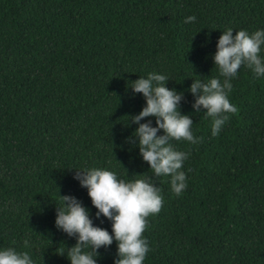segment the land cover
<instances>
[{
	"label": "trees",
	"instance_id": "1",
	"mask_svg": "<svg viewBox=\"0 0 264 264\" xmlns=\"http://www.w3.org/2000/svg\"><path fill=\"white\" fill-rule=\"evenodd\" d=\"M229 28L264 30V0H0V250L70 264L76 238L55 226L60 196L76 197L112 234L74 179L97 168L125 182L144 174L160 189L143 264H264V77L238 70L228 97L238 112L215 137L189 91L197 79L223 80L213 57ZM152 72L183 94L179 110L203 137L171 142L190 152L179 196L143 161L129 119L146 106L129 86ZM98 252L96 264L119 258L115 240Z\"/></svg>",
	"mask_w": 264,
	"mask_h": 264
},
{
	"label": "clouds",
	"instance_id": "2",
	"mask_svg": "<svg viewBox=\"0 0 264 264\" xmlns=\"http://www.w3.org/2000/svg\"><path fill=\"white\" fill-rule=\"evenodd\" d=\"M195 16L186 18L185 23L195 22ZM264 30L249 34L246 30L235 32L227 29L219 37L217 50L213 57L215 67L223 78H204L194 80L189 91L195 97L193 109L205 111L211 120V134L219 135L230 115L238 108L230 103L231 81L236 78L242 66L251 69L255 77H264ZM169 77L155 72L147 78L140 77L129 86L133 93L143 95L146 106L138 115L131 116V123L139 125L134 136L139 140V152L152 173L171 177V190L179 196L187 188L186 173L182 170L190 152L178 151L172 141H186L190 144L203 142V137H194L193 120L182 115L179 110L183 94L169 89L166 84ZM148 117L151 120L140 123ZM163 131L162 135L158 132ZM76 170V169H75ZM125 182L109 170H76L74 179L88 190L92 205L97 209L96 217L101 215L112 221V234L93 225L89 211L74 196H60L62 206L57 207L55 226L69 237L76 238L75 246L67 249L70 264H96L101 247L107 248L113 243L118 245V259L114 264H143L150 251L143 233L148 227L147 218L158 214L163 206L160 189L150 182V177ZM28 247V241H25ZM61 256L64 253H60ZM0 264H34L28 252H17L14 248L0 250Z\"/></svg>",
	"mask_w": 264,
	"mask_h": 264
}]
</instances>
